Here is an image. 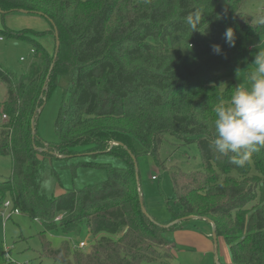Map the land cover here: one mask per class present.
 Wrapping results in <instances>:
<instances>
[{
  "label": "trees",
  "instance_id": "obj_1",
  "mask_svg": "<svg viewBox=\"0 0 264 264\" xmlns=\"http://www.w3.org/2000/svg\"><path fill=\"white\" fill-rule=\"evenodd\" d=\"M257 1L0 0L2 16L41 15L53 34L52 54L35 44V59L24 73L0 67V156L11 160L10 177L0 182V205L9 197L20 214L41 224L40 259L172 264L164 232L177 228L170 225L174 220L191 216L214 225L231 264H264V147L244 167L231 163L235 153L216 150L213 109L229 101L234 87L220 91L210 78L221 67L233 76L248 54L254 60L264 51V19L255 21L247 11ZM195 11L202 16L198 31L186 21ZM226 28L234 32L233 47L222 38ZM4 33L26 39L22 31ZM213 44L221 45L222 55L213 54ZM57 86L64 91L54 123L59 144L49 146L37 134L36 121ZM166 135L196 144L202 168L171 173L178 211L170 210L172 220L160 224L142 213L132 158L149 155L162 168ZM79 145L117 156L124 166L106 165L105 181L57 195L52 162L56 155L68 158L69 148ZM49 232L85 235L88 247L73 249L66 240L53 249ZM0 264H16L4 259L2 246Z\"/></svg>",
  "mask_w": 264,
  "mask_h": 264
},
{
  "label": "rangeland",
  "instance_id": "obj_2",
  "mask_svg": "<svg viewBox=\"0 0 264 264\" xmlns=\"http://www.w3.org/2000/svg\"><path fill=\"white\" fill-rule=\"evenodd\" d=\"M247 11L251 13L255 21L264 19V3L260 0L249 4ZM7 29L15 32L22 31L26 39L10 37L4 33L8 31ZM49 31H51V25L41 15L20 12L3 16L0 14V67L17 75L24 73L35 59L34 55H30V50H35L37 43L51 55L54 45L53 34ZM258 47L250 49L254 51ZM21 57L25 60L20 61ZM253 61L251 54H248L233 76L221 67L213 71L210 78L220 91H223L230 83L234 87L233 93L237 86L250 89L249 77L256 69ZM63 94L61 86L52 88L36 121L37 134L49 146L59 144L54 123L63 101ZM4 99L5 87L0 82V102ZM68 151V158L61 159L64 156L56 155L59 159L52 162L59 179L56 187L57 195L67 190H81L105 181L108 173L106 165L118 168L124 166V162L119 157L108 153L95 154L91 151L90 145L73 146ZM159 156L163 163L162 168L149 155L138 156L135 159V168L140 199L146 214L160 224H167L172 220L170 210L178 211L174 200L171 173L200 171L202 166L196 144H185L170 135L164 137ZM10 174V157L0 156V182L8 179ZM5 201H10L9 197H5L3 203ZM3 203L0 209L4 219L7 220L3 226V219L0 216V246L9 248L10 256L18 263L58 264L39 258L38 234L42 231L41 225L27 215L17 214L9 217L13 207L4 209ZM173 223L177 225V228L164 232V238L171 248L172 264H231V253L225 239L219 236L216 243L213 242V227L208 221L197 217H182L174 220ZM45 237L53 249L60 248L66 240L72 243L85 239L89 241L85 235L73 238L56 232H49Z\"/></svg>",
  "mask_w": 264,
  "mask_h": 264
},
{
  "label": "clouds",
  "instance_id": "obj_3",
  "mask_svg": "<svg viewBox=\"0 0 264 264\" xmlns=\"http://www.w3.org/2000/svg\"><path fill=\"white\" fill-rule=\"evenodd\" d=\"M201 19L199 11L186 17L192 31H198ZM222 38L229 47L235 45L232 28H226ZM211 50L213 54H223L219 44L211 45ZM253 64L256 69L249 77L250 89L237 86L228 102L217 104L213 109L215 138L212 144L221 154L235 153L231 163L237 167H244L252 152L264 147V51L256 53ZM49 183L44 181V186Z\"/></svg>",
  "mask_w": 264,
  "mask_h": 264
},
{
  "label": "built area",
  "instance_id": "obj_4",
  "mask_svg": "<svg viewBox=\"0 0 264 264\" xmlns=\"http://www.w3.org/2000/svg\"><path fill=\"white\" fill-rule=\"evenodd\" d=\"M34 53H35L34 52V49H31L30 50V55L33 56ZM24 60H25V58H23V57L20 58V61H24ZM5 119H6V116L5 115H2L1 120L4 121ZM2 207L4 209H7V208H11L13 206H12V203L10 201H5L3 203V205H2ZM17 214H20L19 211L17 209L13 208L12 211L10 212V216L9 217H11L12 215H17ZM0 216L3 219V226H4V224H5V222H6L7 219H4V215H3V212H2L1 209H0ZM9 217H8V219H9ZM55 220L58 221L59 218H56ZM38 224H40V223H38ZM71 247L73 249L84 250V249H86L88 247V241L85 239V240L79 241L78 243H75L74 242V243H72ZM3 254H4V259L7 262H12V263H16V264L18 263L17 261H15L14 259H12V257L9 254V248H7L5 246H3ZM18 264H23V263H18ZM24 264H27V263H24Z\"/></svg>",
  "mask_w": 264,
  "mask_h": 264
},
{
  "label": "water",
  "instance_id": "obj_5",
  "mask_svg": "<svg viewBox=\"0 0 264 264\" xmlns=\"http://www.w3.org/2000/svg\"><path fill=\"white\" fill-rule=\"evenodd\" d=\"M20 13H23V12H20ZM24 14H25V13H24ZM55 38H56V40H57V35H55ZM57 47H58V41H56V48H57ZM31 129H32V132H34V127H33V126L31 127ZM132 161H133L134 166H136L135 158H132ZM136 182H137V175H136ZM141 210H142V213H143L147 218L150 219V217L146 214V212H145V210H144V207H143L142 202H141ZM187 218H191V216H189V217H187ZM208 222H209V223L212 225V227H213L212 239H213V242L216 243L217 237H216V234H215L214 225H213L210 221H208ZM173 224H174V223H172V224H170V225H173ZM165 227H168V226H165Z\"/></svg>",
  "mask_w": 264,
  "mask_h": 264
},
{
  "label": "crops",
  "instance_id": "obj_6",
  "mask_svg": "<svg viewBox=\"0 0 264 264\" xmlns=\"http://www.w3.org/2000/svg\"><path fill=\"white\" fill-rule=\"evenodd\" d=\"M24 31H31V30H24ZM45 32H47V31H45Z\"/></svg>",
  "mask_w": 264,
  "mask_h": 264
}]
</instances>
